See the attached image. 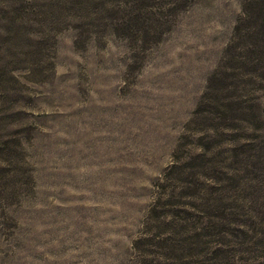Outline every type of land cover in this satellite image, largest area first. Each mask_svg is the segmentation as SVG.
<instances>
[{
	"label": "rangeland",
	"instance_id": "374dc122",
	"mask_svg": "<svg viewBox=\"0 0 264 264\" xmlns=\"http://www.w3.org/2000/svg\"><path fill=\"white\" fill-rule=\"evenodd\" d=\"M243 1L0 0V264L174 263L184 242L203 264L206 230L264 264V82L224 61ZM126 7L142 24L108 26Z\"/></svg>",
	"mask_w": 264,
	"mask_h": 264
},
{
	"label": "trees",
	"instance_id": "16d2710c",
	"mask_svg": "<svg viewBox=\"0 0 264 264\" xmlns=\"http://www.w3.org/2000/svg\"><path fill=\"white\" fill-rule=\"evenodd\" d=\"M139 1L140 5L143 7L153 6L159 11V15L162 7L160 1L163 0H143ZM190 3V0H168L169 12L170 14L176 13L179 9H182ZM126 14L129 16L128 22L122 26V22L118 21L119 24L113 25L107 24L112 27L114 30L122 32L126 27H133L134 25L140 26L142 22L136 20L134 21L132 13L129 11L130 8L126 7ZM123 8H118L114 11L116 14H120L123 11ZM160 27L161 22L156 21ZM155 22V25H156ZM225 63L230 65V68L236 69L237 66L239 69H242L247 75H252L262 82H264V0H244L242 5V15L236 22L234 27L233 36L229 45L227 46L224 54ZM237 68V69H238ZM224 107V105L222 104ZM227 106V105H226ZM225 106V107H226ZM221 120L226 121L223 117ZM223 126H230L226 123H222ZM253 158V157H251ZM228 232L222 233L227 234ZM198 234H195V237H199ZM212 236V233L205 231L203 235H200V238L203 240ZM199 241V243H194L196 248L198 247L201 252V258L203 264H230L232 261V256L225 254L221 248H211L209 243L205 241ZM184 242V241H183ZM194 247L189 245L188 242H184L178 248H175V257L176 262L174 263H165V264H197L193 257L192 253ZM189 249V262H186L185 256ZM163 260L164 257H160ZM153 264V263H149ZM161 264V263H155Z\"/></svg>",
	"mask_w": 264,
	"mask_h": 264
}]
</instances>
